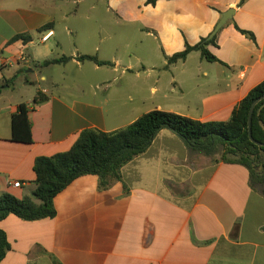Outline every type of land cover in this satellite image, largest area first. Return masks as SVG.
<instances>
[{
  "label": "crops",
  "instance_id": "1",
  "mask_svg": "<svg viewBox=\"0 0 264 264\" xmlns=\"http://www.w3.org/2000/svg\"><path fill=\"white\" fill-rule=\"evenodd\" d=\"M59 2L0 0V194L30 195L35 159L70 150L84 130L112 132L153 110L228 121L264 81V0H96L95 25L84 24L88 15L71 24ZM230 8L233 18L207 46L218 62L192 51L168 64ZM103 16L113 21L107 28ZM18 34L31 41L11 42ZM63 56L70 59L34 67ZM28 68L37 73L36 93L16 96ZM37 92L46 100L33 105ZM23 103L31 143L12 140L11 119ZM215 156L160 130L108 190L98 189L97 176H80L54 197V218L0 220L10 245L0 264H264V194L244 166Z\"/></svg>",
  "mask_w": 264,
  "mask_h": 264
},
{
  "label": "trees",
  "instance_id": "2",
  "mask_svg": "<svg viewBox=\"0 0 264 264\" xmlns=\"http://www.w3.org/2000/svg\"><path fill=\"white\" fill-rule=\"evenodd\" d=\"M154 3V0H149ZM245 0H240L238 6ZM52 26L46 25L38 31ZM238 31L254 40L251 32L238 28ZM213 39L202 38L194 46L185 44V49L167 58L171 65L184 61L192 51H198L209 62H218L207 46L214 44ZM21 40L24 44L31 41L29 34L15 35L10 41ZM69 57H60L34 62L35 68L62 64ZM79 61H91L98 66L110 65L94 55H82ZM2 66L0 65V71ZM8 83V82H6ZM264 94V81L255 86L232 112L228 121L200 122L180 114L153 110L138 117L131 124L112 132L95 129L82 131L70 150L49 157H38L33 164L35 179L34 190L30 195L18 199L9 193L0 194V220L9 215L25 221L54 218V197L66 188L74 179L84 175L98 178V189L108 190L115 182L121 181V169L135 157L143 154L152 144L156 134L168 129L176 134L195 153L204 156L220 154V161L244 166L249 172V184L252 188H261L264 194V147L256 146L248 138V110L254 100ZM46 100L37 92L32 104ZM28 107L20 104L11 119L12 140L31 143V126L28 119ZM251 132L254 140L264 143V100L260 101L253 112ZM217 162V161H215ZM10 250L5 233L0 230V262Z\"/></svg>",
  "mask_w": 264,
  "mask_h": 264
},
{
  "label": "rangeland",
  "instance_id": "3",
  "mask_svg": "<svg viewBox=\"0 0 264 264\" xmlns=\"http://www.w3.org/2000/svg\"><path fill=\"white\" fill-rule=\"evenodd\" d=\"M63 4L62 11L66 12L67 14L72 13V17L70 18V23L80 24V18L79 16L82 15H88L89 19L84 22L86 25H95L96 22H94V15L97 9L100 8L99 5L96 4V0H85L83 3L76 5L75 2L72 0H63V2H59ZM94 9V10H92ZM112 17L111 15H109ZM109 16H103L101 19H103V24L107 27H109L113 21ZM113 18V17H112ZM36 71L33 70V68H28L24 73L23 76L16 80L15 86H16V96L23 95V96H30L35 95L36 93V87L38 85V77L36 75ZM25 80L30 81L29 83H25ZM215 158L220 159V154H217Z\"/></svg>",
  "mask_w": 264,
  "mask_h": 264
},
{
  "label": "water",
  "instance_id": "4",
  "mask_svg": "<svg viewBox=\"0 0 264 264\" xmlns=\"http://www.w3.org/2000/svg\"><path fill=\"white\" fill-rule=\"evenodd\" d=\"M234 12H235V8H230V9L226 10L225 12L221 13L220 19L218 20L213 31L209 34V36L206 38V40L213 39L216 36V34L218 33V31L222 27H224L228 21H230L233 18ZM262 100H264V94L252 102V104L248 110V119H247L248 138L252 143H254L256 146H259V147H264V143H261V142L254 140V138L252 137V132H251V124H252V115H253L254 109H255L256 105Z\"/></svg>",
  "mask_w": 264,
  "mask_h": 264
},
{
  "label": "built area",
  "instance_id": "5",
  "mask_svg": "<svg viewBox=\"0 0 264 264\" xmlns=\"http://www.w3.org/2000/svg\"><path fill=\"white\" fill-rule=\"evenodd\" d=\"M51 35V32H49L48 34H46L43 38H42V40L43 41H45V40H47L48 39V37ZM1 62V61H0Z\"/></svg>",
  "mask_w": 264,
  "mask_h": 264
}]
</instances>
